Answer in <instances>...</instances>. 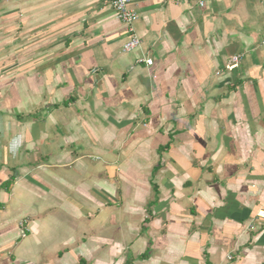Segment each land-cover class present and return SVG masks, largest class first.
<instances>
[{
	"label": "crops",
	"instance_id": "obj_1",
	"mask_svg": "<svg viewBox=\"0 0 264 264\" xmlns=\"http://www.w3.org/2000/svg\"><path fill=\"white\" fill-rule=\"evenodd\" d=\"M130 7L0 0V264H264V0Z\"/></svg>",
	"mask_w": 264,
	"mask_h": 264
},
{
	"label": "built area",
	"instance_id": "obj_2",
	"mask_svg": "<svg viewBox=\"0 0 264 264\" xmlns=\"http://www.w3.org/2000/svg\"><path fill=\"white\" fill-rule=\"evenodd\" d=\"M111 10L115 14V18L123 23L127 30V39L123 45L124 52H131L140 48L142 42L134 30V24L138 20V14L130 7L131 0H105ZM241 59L240 55L233 56L226 66V69L231 70L238 66ZM147 66L152 64L151 59H142ZM139 61V62H140Z\"/></svg>",
	"mask_w": 264,
	"mask_h": 264
}]
</instances>
